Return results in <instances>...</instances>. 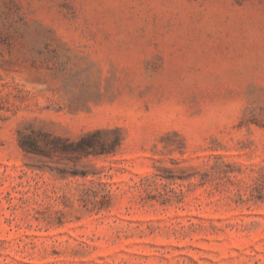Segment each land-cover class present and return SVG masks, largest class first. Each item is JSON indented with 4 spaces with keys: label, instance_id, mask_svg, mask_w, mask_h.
<instances>
[{
    "label": "rangeland",
    "instance_id": "obj_1",
    "mask_svg": "<svg viewBox=\"0 0 264 264\" xmlns=\"http://www.w3.org/2000/svg\"><path fill=\"white\" fill-rule=\"evenodd\" d=\"M0 264H264V0H0Z\"/></svg>",
    "mask_w": 264,
    "mask_h": 264
}]
</instances>
